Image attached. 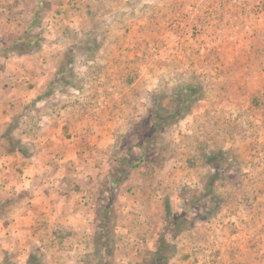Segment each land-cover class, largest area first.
<instances>
[{
    "label": "rangeland",
    "instance_id": "1",
    "mask_svg": "<svg viewBox=\"0 0 264 264\" xmlns=\"http://www.w3.org/2000/svg\"><path fill=\"white\" fill-rule=\"evenodd\" d=\"M0 147V264H264V0H0Z\"/></svg>",
    "mask_w": 264,
    "mask_h": 264
},
{
    "label": "crops",
    "instance_id": "2",
    "mask_svg": "<svg viewBox=\"0 0 264 264\" xmlns=\"http://www.w3.org/2000/svg\"><path fill=\"white\" fill-rule=\"evenodd\" d=\"M0 151H2V148L0 147ZM51 151H52V148L51 147H46V148H44L43 149V152L42 151H40L39 153H43V154H50L51 153ZM43 156V155H42ZM40 157H41V155H40ZM40 157H37L35 160H34V162H32L31 164H30V169H31V171L33 172V173H37V172H39V170H38V168H39V166H42L41 164H42V161H41V159H40ZM44 157V156H43ZM46 158V157H45ZM41 173V172H40ZM39 178V177H38ZM36 179H29V181L27 182V184H26V186L25 187H28V189H30L29 191H30V201L33 203V202H35V200H37V199H39V195H37V196H34L33 197V194L31 193V190H36L37 191V193H38V191H40L39 189H40V186H39V181H35ZM51 185L52 184H54V183H56V178H54V177H52L51 178ZM24 184L26 183V182H23ZM45 185H47V184H45ZM35 187V188H34ZM36 187H38V188H36ZM31 194H32V196H31ZM41 197V196H40ZM24 215V214H23ZM4 221L3 219H0V221ZM17 221H19V219H17ZM6 228V227H5ZM8 229V228H7ZM7 229H4L5 231H8Z\"/></svg>",
    "mask_w": 264,
    "mask_h": 264
},
{
    "label": "trees",
    "instance_id": "3",
    "mask_svg": "<svg viewBox=\"0 0 264 264\" xmlns=\"http://www.w3.org/2000/svg\"><path fill=\"white\" fill-rule=\"evenodd\" d=\"M164 123V122H163ZM10 142L11 143H14V140L12 139V138H10ZM18 147H19V149H20V146H15L14 145V148H15V150H16V148L18 149ZM18 149V150H19ZM25 155H29L28 153H25ZM169 207V206H168ZM160 254H161V251H158L157 253H156V257H155V264H162L161 263V261H162V257H160Z\"/></svg>",
    "mask_w": 264,
    "mask_h": 264
}]
</instances>
